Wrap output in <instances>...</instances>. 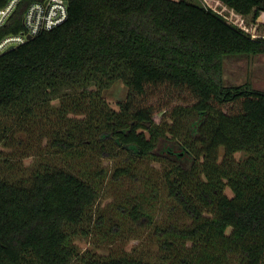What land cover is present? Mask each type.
I'll list each match as a JSON object with an SVG mask.
<instances>
[{"label": "trees", "instance_id": "16d2710c", "mask_svg": "<svg viewBox=\"0 0 264 264\" xmlns=\"http://www.w3.org/2000/svg\"><path fill=\"white\" fill-rule=\"evenodd\" d=\"M223 1L254 20L264 12V0ZM26 4L0 36L22 27ZM69 10L59 26L0 53V111L44 82L81 85L91 73L111 77L120 64L132 93L115 102L94 97L66 130L79 143L54 140L69 164L38 168L28 184L0 176V264H264V88L225 77L228 58L264 53V35L194 0H70ZM7 139L0 128V146ZM94 147L99 158L123 150L111 175L125 185L120 217L151 227L158 258L100 256L69 242L70 228L107 225L94 209V164L84 173L71 164ZM151 156L171 163L162 181L139 165ZM158 200L170 201L162 219L152 210ZM109 227L117 232L121 222Z\"/></svg>", "mask_w": 264, "mask_h": 264}, {"label": "rangeland", "instance_id": "374dc122", "mask_svg": "<svg viewBox=\"0 0 264 264\" xmlns=\"http://www.w3.org/2000/svg\"><path fill=\"white\" fill-rule=\"evenodd\" d=\"M194 1L201 3V0ZM205 1L210 5L209 8L235 26L264 35V19L259 18L260 14L254 20L252 13L240 12L223 0ZM128 70L126 64H120L109 78L91 73L88 82L81 85L50 80L34 88L26 101L1 110L0 128L5 133H9L10 140L7 139L8 142L5 141L0 146V176L28 184L31 182L33 171L38 168L69 164L70 159L65 158L64 152L62 153L59 146L53 143L54 140L68 139L66 130L87 114L92 108L90 101L94 97L105 98L109 102L126 100L127 94L132 93L127 84ZM225 77L229 83L251 80L256 87L264 88V53L251 58H228L225 63ZM139 99L138 96L135 97L134 107ZM82 100L89 103L80 106ZM29 106L35 108L34 113L29 112L27 109ZM84 107L88 110L86 111ZM160 116L161 114L158 115L159 118ZM69 139L78 144L80 138L72 134ZM117 151L123 152L119 148ZM117 154L99 158L97 148L94 147L88 151L87 160L71 161L73 168L81 173L88 171L89 164H94L90 169L99 174L95 179L99 184V194L94 209L106 214L107 225L99 229L94 228L89 233L70 228L69 242L77 243L81 250L88 249L100 256L124 252L154 260L162 255L163 251L159 247L158 238L151 233V227L139 226L133 221L127 222L123 215L122 218L120 217L118 207L119 201L125 195V185L111 179L116 164H123L122 154ZM167 162H169L167 159L151 156L141 160L139 165L147 176L162 181V169L166 167ZM102 168L105 169L103 174L99 172ZM125 182L130 181L125 180ZM228 192L231 193L230 190ZM163 194L166 197L165 185ZM169 205L170 201L166 203L158 200L152 206L155 218L162 219L171 213ZM180 217L189 221L184 215ZM117 221L121 222V230L113 232L109 226Z\"/></svg>", "mask_w": 264, "mask_h": 264}, {"label": "built area", "instance_id": "2783aa9c", "mask_svg": "<svg viewBox=\"0 0 264 264\" xmlns=\"http://www.w3.org/2000/svg\"><path fill=\"white\" fill-rule=\"evenodd\" d=\"M25 0H4L0 4V29L7 25ZM22 13V27L0 36V53L23 44L42 32L51 30L69 18L70 0H26ZM201 3L207 5L205 0ZM259 18L264 19V12Z\"/></svg>", "mask_w": 264, "mask_h": 264}]
</instances>
